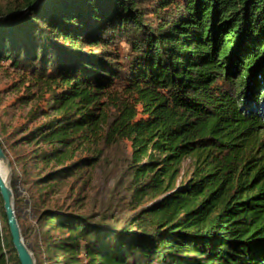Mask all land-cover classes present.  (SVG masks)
I'll list each match as a JSON object with an SVG mask.
<instances>
[{"label":"trees","instance_id":"1","mask_svg":"<svg viewBox=\"0 0 264 264\" xmlns=\"http://www.w3.org/2000/svg\"><path fill=\"white\" fill-rule=\"evenodd\" d=\"M146 3L0 0L23 239L36 264H264V0ZM113 158L125 218L60 202ZM2 203L0 264H20Z\"/></svg>","mask_w":264,"mask_h":264},{"label":"rangeland","instance_id":"2","mask_svg":"<svg viewBox=\"0 0 264 264\" xmlns=\"http://www.w3.org/2000/svg\"><path fill=\"white\" fill-rule=\"evenodd\" d=\"M153 0H147L146 5H151ZM115 48V47H114ZM122 59V62H126V56L129 54V44L126 40H121L115 48ZM11 72V70H9ZM7 75V74H6ZM11 74L5 77L2 70H0V130L5 125V134L0 133V139L6 150V156L10 162L11 175L10 182L16 173L20 171V166H12V159H14L22 151L29 150L26 145H18L16 147L10 146V142L15 135H9L14 126L20 124L25 120L24 116L29 108V104L16 102L15 106H11L16 97L22 92V89L3 91L2 88L11 81ZM20 136V135H18ZM20 143V142H18ZM121 161L119 158H113V163L108 164L106 162L96 166L91 172H89V181L83 186V190L80 193L74 191L69 192L68 186L63 187L58 195L60 202L66 206L70 205L82 214L93 215L94 217H104V219H112L118 217L123 219L127 216L126 210L121 204V194L123 189L120 186L121 169L119 166ZM189 159L183 160L180 167V177L177 182L182 178L184 172H189ZM21 180V177H19ZM25 186V185H24Z\"/></svg>","mask_w":264,"mask_h":264},{"label":"water","instance_id":"3","mask_svg":"<svg viewBox=\"0 0 264 264\" xmlns=\"http://www.w3.org/2000/svg\"><path fill=\"white\" fill-rule=\"evenodd\" d=\"M36 1L34 2V4ZM0 163H3L8 171L9 177H3L0 172V196L2 198L3 210L6 216L8 229L11 235L12 244L16 251L20 264H36L32 252L28 249L18 223L14 209V193L11 187V167L8 158L0 145Z\"/></svg>","mask_w":264,"mask_h":264},{"label":"bare ground","instance_id":"4","mask_svg":"<svg viewBox=\"0 0 264 264\" xmlns=\"http://www.w3.org/2000/svg\"><path fill=\"white\" fill-rule=\"evenodd\" d=\"M0 172H1L3 177H6L8 179L9 174H8V171L6 170L3 163H0Z\"/></svg>","mask_w":264,"mask_h":264}]
</instances>
